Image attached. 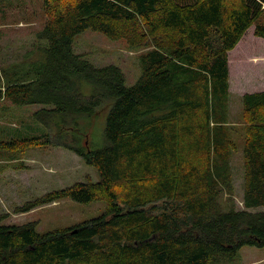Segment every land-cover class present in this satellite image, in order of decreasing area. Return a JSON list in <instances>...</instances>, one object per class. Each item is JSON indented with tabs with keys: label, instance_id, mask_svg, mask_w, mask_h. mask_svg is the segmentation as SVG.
<instances>
[{
	"label": "trees",
	"instance_id": "1",
	"mask_svg": "<svg viewBox=\"0 0 264 264\" xmlns=\"http://www.w3.org/2000/svg\"><path fill=\"white\" fill-rule=\"evenodd\" d=\"M41 4L45 22L27 68L0 65V102L39 106L31 114L36 132L0 141V150L62 148L99 180L46 193L16 212L64 198L104 201L105 211L42 234L33 222L4 225L0 215V264H219L245 246L264 247V91L240 99L243 209L223 203L233 193L227 54L251 27L264 39V0ZM86 30L145 51L135 84L119 67L74 53V38ZM99 113L103 144L92 148Z\"/></svg>",
	"mask_w": 264,
	"mask_h": 264
},
{
	"label": "rangeland",
	"instance_id": "2",
	"mask_svg": "<svg viewBox=\"0 0 264 264\" xmlns=\"http://www.w3.org/2000/svg\"><path fill=\"white\" fill-rule=\"evenodd\" d=\"M44 22L41 0H0V65L10 69V64L18 63L15 65L18 69H26L29 65L27 58L36 48V35ZM72 49L76 54L86 55L95 66L110 64L119 67L129 86L139 78V57L145 52L143 49L129 48L123 39L111 40L90 30L74 38ZM227 59V127L228 138L233 146L228 145L233 193L223 196V203L241 210L244 116L240 99L244 93L264 91V39L254 37L251 27L227 54ZM39 108L37 105L17 107L8 101L0 102V141L21 139L36 132L31 114ZM103 118L104 113H99L89 131L92 148H100L103 144ZM98 180L95 168L62 148L32 147L24 152L0 150V215H5L3 224L23 225L33 222L36 232L42 234L95 219L104 213V201L81 204L64 198L26 213H17L16 210L46 193L77 182ZM231 258L221 260L219 264H264V247L245 246Z\"/></svg>",
	"mask_w": 264,
	"mask_h": 264
}]
</instances>
